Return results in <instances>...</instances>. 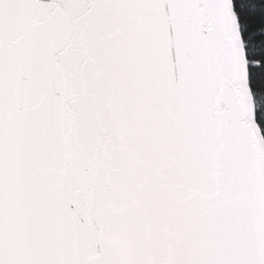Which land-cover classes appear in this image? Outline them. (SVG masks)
<instances>
[{"label":"snow or ice","instance_id":"1","mask_svg":"<svg viewBox=\"0 0 264 264\" xmlns=\"http://www.w3.org/2000/svg\"><path fill=\"white\" fill-rule=\"evenodd\" d=\"M0 264H264V0H0Z\"/></svg>","mask_w":264,"mask_h":264}]
</instances>
